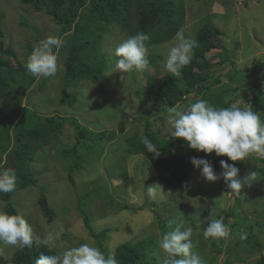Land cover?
Returning a JSON list of instances; mask_svg holds the SVG:
<instances>
[{"label":"rangeland","instance_id":"374dc122","mask_svg":"<svg viewBox=\"0 0 264 264\" xmlns=\"http://www.w3.org/2000/svg\"><path fill=\"white\" fill-rule=\"evenodd\" d=\"M182 5L184 16L179 31H183L185 38L195 39L197 30L208 22L214 24L221 33L217 41L218 47L205 54L208 61L203 58L198 59L202 69L197 67L193 69L207 73L205 83H212L216 77L220 81L208 86L203 95L187 98L184 105H177L181 110L184 109L185 104L189 105L197 98L211 102L218 94L224 93L222 98L226 101L239 93H251L256 84H264V0H182ZM0 13L3 28L1 40L3 45L9 46L13 52V55L0 52V58H7L13 69H16L18 64H26L33 49L47 37H61L58 35V25L49 15L43 11H35L21 3V0H0ZM24 22L32 27L25 25ZM175 35L166 42L148 46L150 65L146 70L122 73L115 69V61L118 58L114 53L119 43L129 35L118 26L110 28L101 44V50L109 66L105 73L106 79L100 83L80 80L76 85L68 87V91L76 98L70 105L61 103L58 97L59 84L63 81L65 73L63 57L60 54L56 75L47 77L46 84L40 91L38 82L44 77L35 78L34 82L23 90L22 106H25L26 100L29 99L32 103L28 105L29 108L40 115L56 114L63 118H74L80 126L93 133L101 130L114 132L112 139L103 141L105 146L101 155L96 159L85 161L84 169L74 174L75 185L71 187L67 180L68 161L59 156V148L70 147L75 142L73 126L66 121L59 136L49 145L41 147L32 162L34 170L40 172L36 186L19 189L11 195L10 201L14 208L23 213L30 224L33 238L45 240L49 232L59 233L50 247L58 254L81 243H89L97 247L94 237L88 233L82 216L78 213L76 198L83 192L90 191L92 187L106 182L108 183L106 188L114 198L113 203L107 205L103 197L96 195L87 208L91 212L90 226L93 231L111 228L103 240V246L109 253L118 244L133 242L148 233H154L159 241L163 233L157 220L158 215L167 218V224L171 222L172 229L178 224L192 227L182 212L183 208L195 220L196 229H193V239L198 242L195 251L199 252L206 264L209 262L211 240L224 247L240 236L237 228L230 229L233 218L223 213L231 206L234 199V194L227 190L225 184L208 185L210 182L203 178L201 170L195 168L185 183L176 188H165L157 180L151 166L147 165L146 168L144 164L141 166L143 156L129 155L121 148L127 136L133 134L134 128L128 125L120 133L116 111L130 99L135 106L144 103L146 99L143 82L149 76H159L167 72L164 61L169 47L176 42ZM26 44H29V49ZM152 56L157 58L154 59ZM209 64L211 66H207ZM236 70H239V73L236 72L240 74L239 80L236 83L230 82L227 73ZM228 88H231V91L225 93ZM137 89H140V92H137ZM260 116L264 119V116ZM143 124L142 121L138 129L140 134ZM110 153L122 159L120 169L115 174L111 172L113 175L109 173V166L114 160ZM214 155L213 152L206 157ZM6 160L5 154H2L0 166ZM246 160L254 161L255 168L264 165V162L255 155L249 156ZM122 171L125 174L120 173ZM215 173L219 176L221 171ZM221 179L223 177L215 182H221ZM249 182L240 190L241 195L248 198L247 201L242 202L240 213H247L250 221L264 220L254 216L264 209V174L256 178L250 177ZM40 184L44 189L39 188ZM150 186L156 188L155 198L147 196V187ZM40 193L46 194L50 205L56 211L55 219L50 223L46 222L37 204ZM2 204L0 202V209ZM120 204L126 205V208H120ZM218 212H221L226 220L229 234L222 239H205L204 229H201V226L205 223L209 224ZM245 226L246 223L242 228ZM61 234H69L71 239H61ZM16 249L17 247L12 246L3 247L0 264H7ZM157 252L160 262L163 261L162 250L159 248ZM224 258L223 252L217 254L216 264H221ZM256 258V256L252 257L243 264H256Z\"/></svg>","mask_w":264,"mask_h":264},{"label":"trees","instance_id":"16d2710c","mask_svg":"<svg viewBox=\"0 0 264 264\" xmlns=\"http://www.w3.org/2000/svg\"><path fill=\"white\" fill-rule=\"evenodd\" d=\"M21 3L35 11L45 12L58 25V35L65 42L59 52L63 57L65 73L63 81L59 84L58 97L61 103L68 105L76 99L74 94L68 91V87L76 85L80 80L100 83L106 79L105 73L109 66L101 50V44L110 28L118 26L129 36L144 32L150 37L147 41L149 46L170 40L179 31L184 16L182 0H21ZM220 33V30L211 22L203 24L195 34V40L198 41L199 46L194 49V56L190 64L182 70L181 77L176 78L169 72L159 76H149L143 82L146 99L144 103L135 106L130 99L116 111L117 127L120 133L128 125L134 128L133 134L127 136L125 144L121 145L122 150L129 155L143 156L141 166L143 164L145 168L147 165L151 166L159 183L166 188H176L189 179L196 168L190 162L193 156L208 159L215 171H222L221 160L235 164L239 168L240 178L254 171L257 173L254 178L264 174V165L255 168V162L252 160L231 161L227 156L216 155L208 158L203 151L188 148L181 138L171 135L172 129L166 120L169 107L184 105L187 98L203 95L208 86L220 81L216 77L212 83H205L207 73L193 70L195 67L202 69L198 59L206 60L205 54L218 47ZM2 36L0 13V52L13 55L11 48L3 45ZM26 47L29 49V44H26ZM152 57L157 58V56ZM225 57L227 58L226 55ZM236 72L239 73V70L227 73L230 82H238L240 74ZM35 78L28 72L26 64H18V67L13 69L7 58H0V159L2 154H5L7 158L6 162L0 166V170L8 168L15 170L18 177L15 191L36 186L40 172L34 170L32 162L38 150L56 139L61 133L63 124L68 121L73 126L75 142L70 147L59 148V156L68 161L67 180L73 187L74 174L84 169L85 161L88 162L101 155L104 143L112 139L114 132L101 130L93 133L80 126L74 118H63L56 114L40 115L29 108L28 105H32L29 99L26 100L25 106H22L23 90L31 85ZM45 81L46 77L38 82L39 91L45 86ZM136 91L140 92V89ZM229 91L231 88H228L225 93ZM191 93L194 95H189ZM31 95L30 93V97ZM223 96L224 93L218 94L217 98L210 103L216 107H229L232 104H239L240 107L248 106L264 116V84H256L251 93H239L226 101L222 98ZM146 106L148 107L145 108ZM187 106L188 104H185L184 109ZM142 121L144 124L140 134L138 129ZM144 137L156 145L159 155L157 152L147 151L142 143ZM110 154L114 160L109 166V173L113 175L120 169L122 159L117 158L114 153ZM258 159L264 162V158ZM120 173L125 174L123 171ZM220 183L226 185L224 179H221V182H210L208 185ZM107 184L106 182L94 186L90 191H85L76 198L78 213L82 216L85 228L94 237L95 244L106 257L109 252L103 246V240L111 228L93 231L90 226L91 212L87 207L96 195L103 197L107 205L113 203L114 198L107 190ZM39 188L42 190L44 186L40 184ZM14 192L0 193V202L3 203L1 208L10 214L18 212L10 201ZM247 199V196H242L241 193L239 196L234 195L231 206L223 212L233 218L230 229L237 228L240 236L224 247L217 244L215 240H211L208 264H216V255L222 252L225 258L221 264H243L244 261L255 256L256 264H264V220L250 221L247 213H240L241 204ZM37 204L46 222L50 223L55 219L56 211L50 205L45 193L39 194ZM120 208H126V205L120 204ZM182 212L192 228L196 229L195 220L185 208ZM221 216V212H218L212 219H219ZM254 216L264 219V209ZM157 220L163 233L172 230L167 224V218L158 215ZM245 223L246 226L242 228ZM207 226L208 223H205L201 229ZM243 234L244 236H241ZM64 238L71 239V236L61 234V239ZM157 249H159L157 237L154 233H148L133 242L118 244L112 252L115 253L118 264H163V261L159 260ZM42 252L50 255L58 254L56 250L45 244L44 240L33 238V246L14 250L7 264H35V259ZM212 253L214 255H211Z\"/></svg>","mask_w":264,"mask_h":264},{"label":"clouds","instance_id":"9594fccd","mask_svg":"<svg viewBox=\"0 0 264 264\" xmlns=\"http://www.w3.org/2000/svg\"><path fill=\"white\" fill-rule=\"evenodd\" d=\"M150 37L144 32L122 40L115 48V69L122 73L144 71L150 65L148 45ZM175 43L169 47L164 68L172 76L181 77L182 70L188 66L194 56V49L198 41L187 39L183 31H177ZM64 40L59 36H49L36 46L26 62L28 72L36 78L55 76L58 70L59 52L64 46ZM194 95V94H189ZM166 120L171 127V135L181 138L187 147L203 151L206 155L215 153L216 156H227L231 161H243L249 156L264 158V119L251 107H240L232 104L229 107H216L208 100L197 98L185 109L179 106L167 109ZM149 153L159 149L147 137L142 138ZM191 164L201 170L206 181L214 182L223 177L227 188L239 196L241 188L250 183L251 173L246 177H239V168L224 160L220 161L221 173L218 176L212 163L202 157H191ZM18 177L14 169L0 170V193H12L17 188ZM163 186V185H162ZM164 187V186H163ZM166 188V187H165ZM160 191L161 186H160ZM156 188L147 187V196L155 198ZM171 228V222L169 223ZM178 224L171 231L162 234L157 244L164 254L163 264H206L193 239L194 230L191 226L183 227ZM229 234L224 217L211 219L203 230L205 239H222ZM59 233L49 232L44 243L51 247ZM35 239V238H34ZM42 240V239H41ZM12 246L20 249L33 246L32 228L23 213H8L0 209V253L3 247ZM180 257V258H177ZM35 264H118L114 252L105 254L96 246L81 243L57 255L41 253Z\"/></svg>","mask_w":264,"mask_h":264},{"label":"water","instance_id":"95a60500","mask_svg":"<svg viewBox=\"0 0 264 264\" xmlns=\"http://www.w3.org/2000/svg\"><path fill=\"white\" fill-rule=\"evenodd\" d=\"M191 94H194V93H191ZM193 96V95H192Z\"/></svg>","mask_w":264,"mask_h":264}]
</instances>
